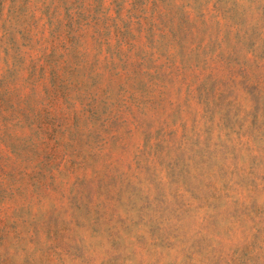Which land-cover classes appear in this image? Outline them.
<instances>
[{
    "label": "rangeland",
    "instance_id": "rangeland-1",
    "mask_svg": "<svg viewBox=\"0 0 264 264\" xmlns=\"http://www.w3.org/2000/svg\"><path fill=\"white\" fill-rule=\"evenodd\" d=\"M0 264H264V0H0Z\"/></svg>",
    "mask_w": 264,
    "mask_h": 264
}]
</instances>
